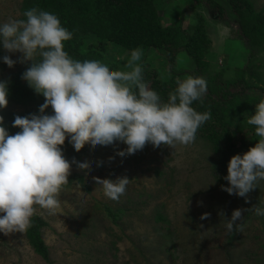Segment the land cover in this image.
<instances>
[{
	"label": "rangeland",
	"instance_id": "rangeland-1",
	"mask_svg": "<svg viewBox=\"0 0 264 264\" xmlns=\"http://www.w3.org/2000/svg\"><path fill=\"white\" fill-rule=\"evenodd\" d=\"M189 1L157 0V13L161 24H173L179 18L189 29L203 18L209 43L202 60L209 63L210 70L233 77L237 68L248 63L264 64L263 50L252 54L236 38L233 25ZM20 2L0 0V25L19 19ZM253 2L256 9L264 7V0ZM114 53L124 61L123 66L131 56L119 48ZM6 54L13 60L21 56L6 53L0 45V78L16 71L24 73L32 63L17 62L9 68L2 60ZM142 59L161 78L170 75L162 50L145 49ZM193 63L191 56L180 50L173 65L180 73L178 78L191 76ZM22 106L8 103L0 109L21 110ZM126 147L120 142L96 145L80 162H87L88 169L71 167L85 174L90 191L73 183L62 188L61 207L54 214L36 207L47 222L42 237L50 263L33 251L24 233L0 232V264H264V216L254 211V207L264 208V180L249 191L247 202L223 191L222 186L229 185L215 170L222 151L215 153L201 136L187 146L154 148L148 143L135 154H116ZM119 176L130 180L119 200L107 197L93 179L115 180ZM238 208L250 210L242 213V230L229 234L225 220ZM204 213L210 218L201 220Z\"/></svg>",
	"mask_w": 264,
	"mask_h": 264
},
{
	"label": "clouds",
	"instance_id": "clouds-1",
	"mask_svg": "<svg viewBox=\"0 0 264 264\" xmlns=\"http://www.w3.org/2000/svg\"><path fill=\"white\" fill-rule=\"evenodd\" d=\"M23 16L26 19H9L0 25V45L6 53H21L17 60L7 54L2 60L9 68L17 62H32L22 79L44 97V103L38 114L15 116L12 127L20 131L12 135L0 116V232L5 235L27 232L36 206L50 214L61 207L59 194L69 182L71 163H77H70L63 154L66 138L77 152L85 144L95 147L120 142L127 147L116 154L124 157L148 143L154 148L190 145L198 129L212 118L211 112L201 113L192 107L194 101L202 103L206 94L203 77L189 75L178 80L165 102L144 81L141 48L132 50L124 65L127 70H110L107 63L76 60L64 50V42L73 33L55 14L32 7ZM7 83L0 81V108L8 104ZM49 107L52 114H45ZM247 124L255 126L258 139L247 152L230 158L224 177L229 186H222L223 191L245 198V202L249 191L264 180V99L255 105ZM77 166L89 168L87 162ZM93 179L112 200H119L130 182L127 176ZM249 210H233L225 220L229 234L242 230V213ZM254 211L264 216V208L254 207ZM209 218V213L200 217Z\"/></svg>",
	"mask_w": 264,
	"mask_h": 264
},
{
	"label": "trees",
	"instance_id": "trees-1",
	"mask_svg": "<svg viewBox=\"0 0 264 264\" xmlns=\"http://www.w3.org/2000/svg\"><path fill=\"white\" fill-rule=\"evenodd\" d=\"M157 4V0H21L19 19H26L23 13L32 7L55 14L61 25L73 33L72 38L64 42V50L76 60L107 63L110 70H125L124 61L115 56V48L127 52L138 47L162 50L169 64V76L161 78L143 59L139 63L144 81L165 102L168 93L174 91L177 81L181 80L178 78L180 73L173 68L176 57L180 50L188 53L194 61L191 76L203 77L207 82L203 102L194 101L192 107L201 113L209 111L212 116L198 129L196 136L204 138L215 153L222 151L215 170L218 178L228 184L224 177L230 158L247 152L258 139L254 134L255 126L248 125L247 118L254 114L255 105L264 99V64L248 63L237 68L233 77H224L221 70H210L209 63L202 60L209 43L203 18L200 16V21L190 29L179 18L173 24L163 25ZM189 4L201 5L206 11L213 12L219 21L233 25L236 38L252 54L264 51V7L256 9L253 0H190ZM39 59L35 57L36 61ZM22 74L16 71L0 78V81L8 82V103L23 105L21 110L0 109L3 126L10 135L20 131L12 127L15 116L38 114L44 103V97L22 79ZM45 114H52L51 107ZM61 148L70 163L73 160L80 163L95 147L85 144L77 152L66 138ZM77 163H71V167H78ZM68 180L62 188L76 183L82 190L90 191L83 172L71 169ZM31 219L32 226L24 233L25 237L33 251L50 263L49 249L42 237V228L47 222L37 212Z\"/></svg>",
	"mask_w": 264,
	"mask_h": 264
}]
</instances>
